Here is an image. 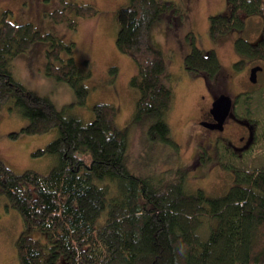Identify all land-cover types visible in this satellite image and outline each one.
<instances>
[{
  "label": "trees",
  "instance_id": "obj_1",
  "mask_svg": "<svg viewBox=\"0 0 264 264\" xmlns=\"http://www.w3.org/2000/svg\"><path fill=\"white\" fill-rule=\"evenodd\" d=\"M62 3L65 6L51 11L50 17L73 28L77 22L68 10L81 17L100 13L94 5ZM228 3V13L210 16L211 36L242 31L248 16L261 15V37L252 42L238 36L234 46L241 55L264 61V0ZM10 13L9 9L0 12V110L13 105L28 119L21 133L56 129L57 136L33 155L58 159L47 174L31 169L16 173L0 159V194L25 221L15 242L18 264H264V164L232 168L233 183L222 194L203 188L187 191L185 168L137 174L130 164L131 129L145 120L151 121L152 146L160 142L179 149L168 121L173 91L167 61L151 40L158 23L186 15L177 2L128 0L116 11V47L136 63L130 85L139 91L132 118L122 127L111 103L92 105L90 122L73 114L70 108L86 106L90 94L86 80L93 73L87 61L79 64L72 55L74 42L32 22L13 21ZM35 43L49 44L45 72L66 81L75 92V102L59 109L15 79L14 57ZM245 61L235 62L234 68H243ZM184 65L189 72L203 75L208 88L222 72L217 52L206 53L196 45ZM117 70L111 67L110 72L115 76ZM243 118L253 124L252 144L256 143L257 120ZM226 148L232 155L239 154ZM32 229L41 230L45 241L32 237Z\"/></svg>",
  "mask_w": 264,
  "mask_h": 264
},
{
  "label": "rangeland",
  "instance_id": "obj_2",
  "mask_svg": "<svg viewBox=\"0 0 264 264\" xmlns=\"http://www.w3.org/2000/svg\"><path fill=\"white\" fill-rule=\"evenodd\" d=\"M65 1L94 5L100 13L93 17H81L74 9L68 10V16L77 22L73 28L68 22L56 23L50 17L51 11L65 6L62 0H0V12L9 9L11 20L32 22L45 32H54L66 41L74 42L72 55L79 64L87 61L93 75L86 80L90 88L87 105L76 104L70 110L85 122H90L94 118L92 105L111 103L117 107L116 122L122 127L132 118L139 98V91L130 85L137 65L116 47L118 23L115 14L128 0ZM167 1L177 2L186 15L177 20L164 19L158 23L151 40L163 50L167 61L168 84L173 91V106L168 121L179 149L174 151L160 142L152 146L148 139L151 121L145 120L131 129L130 164L137 174L185 168L187 191L203 188L211 194H222L233 183L232 168H258L264 164V70L257 73L255 83L250 80L251 68L255 65L264 66V61L249 59L238 53L234 46L238 36L256 42L262 35L263 18L261 15L248 16L244 30L213 38L209 32L210 16L228 13V0ZM193 45L206 53L215 50L218 54L222 72L214 86L216 96L224 92L235 96L234 109L242 119L230 122L225 132H220V129L207 130L197 124L211 99L206 78L189 72L184 65V58L192 51ZM48 48V43H35L29 50L14 57L11 70L16 80L36 94L48 97L61 109L75 102L76 95L66 81L46 74ZM241 59L246 60L244 67L235 69L234 63ZM111 67L118 69L115 76L110 72ZM224 74L225 82L222 84ZM11 106L0 110V159L16 173L31 169L47 174L58 163L57 157L34 156L33 152L52 141L57 136V130L36 135L21 133L28 119ZM246 116L257 120L259 134L258 141L252 144L253 129L249 128L248 147L241 145L239 140V136L243 135L241 126L248 125L243 118ZM12 132L19 134L13 136ZM226 143L238 146L239 151L248 150L244 155H232ZM198 149L201 155L196 157ZM24 228L25 221L19 211L8 205L6 197L0 194V264H18L15 242ZM30 235L43 241L46 239V235L38 229L30 230Z\"/></svg>",
  "mask_w": 264,
  "mask_h": 264
},
{
  "label": "flooded vegetation",
  "instance_id": "obj_3",
  "mask_svg": "<svg viewBox=\"0 0 264 264\" xmlns=\"http://www.w3.org/2000/svg\"><path fill=\"white\" fill-rule=\"evenodd\" d=\"M225 75H226V74H224V76H223V78H222V84H224V82H225ZM218 80H219V79H218ZM215 83H216V82H213L212 87H209V88H208V93H209V95H210V99H211V100H210V103L208 104V108H205V109L203 110V112L200 114V118H199V120H198V122H197V124H199V125L205 127L207 130H212V131H215L216 129L209 128V127L206 126L205 124L215 122V117H214V115H213V113H212V111H211V108H212V104H213L214 98H215V96L217 95V94L215 93V91H214ZM244 92H245V91H243V93H244ZM224 93H225V92H224ZM229 95L232 97V100H233V107H232V110H231L230 115L226 118V120H225V122H224V127H223V129L220 130V132H225V130H226L227 127L229 126V123H230V122H232V121H234V122L236 121V122H237V120L242 119V117H240V116L235 112V109H234V106H235V104H236L235 96H232L231 94H229ZM202 97H205V96L202 95ZM239 118H240V119H239ZM246 122H248V123H247L248 125H242L241 128H240V129H242V133H243V135L239 136V140L241 141V145H244L245 147H248V146H246V145H247V140H248L249 131H250L249 128H251V129L254 130V127H253V124H252L250 121L246 120ZM253 132H254V131H253ZM223 137H224V136H223ZM220 138L223 139L222 137H220ZM220 138H219L218 140H220ZM225 145H226L227 147H230L234 153H239L240 155H242L245 151L248 150V148H247V149H243V150L239 151L238 149H240V148H239L238 146H234V145H232L231 143H226ZM199 154L201 155V153H199V149H198V152H196V155H195V156L197 157ZM200 155H199V156H200Z\"/></svg>",
  "mask_w": 264,
  "mask_h": 264
},
{
  "label": "water",
  "instance_id": "obj_4",
  "mask_svg": "<svg viewBox=\"0 0 264 264\" xmlns=\"http://www.w3.org/2000/svg\"><path fill=\"white\" fill-rule=\"evenodd\" d=\"M263 69L262 65H255L250 70V80L255 83L257 81V73ZM233 106L232 97L222 93L215 96L211 111L215 117V122L205 124L212 129L222 130L226 118L230 115Z\"/></svg>",
  "mask_w": 264,
  "mask_h": 264
}]
</instances>
